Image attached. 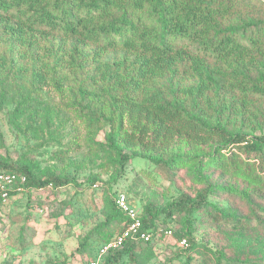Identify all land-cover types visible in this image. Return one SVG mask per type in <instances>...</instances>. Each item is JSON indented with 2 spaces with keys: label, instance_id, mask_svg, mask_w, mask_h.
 <instances>
[{
  "label": "trees",
  "instance_id": "16d2710c",
  "mask_svg": "<svg viewBox=\"0 0 264 264\" xmlns=\"http://www.w3.org/2000/svg\"><path fill=\"white\" fill-rule=\"evenodd\" d=\"M0 37L31 61L33 88L61 90L72 81L85 101L109 104L105 141L115 176L141 158L169 177L185 169L203 186L168 204L169 217L192 224L207 213L222 231L244 236L250 228L241 212L211 200L227 195L264 224V206L252 201L260 198L253 193L264 196V0H0ZM7 65L0 54V69ZM0 170L25 177L31 189L81 185L56 175L38 178L4 159ZM227 177L251 181L254 190L218 183ZM87 184L93 189L96 180ZM117 195L105 199L104 221L94 230L97 248L127 222ZM133 205L150 241L126 242L102 264H119L153 243L159 212ZM190 246L188 255L195 252ZM219 250L225 264L239 257Z\"/></svg>",
  "mask_w": 264,
  "mask_h": 264
},
{
  "label": "rangeland",
  "instance_id": "374dc122",
  "mask_svg": "<svg viewBox=\"0 0 264 264\" xmlns=\"http://www.w3.org/2000/svg\"><path fill=\"white\" fill-rule=\"evenodd\" d=\"M20 53L19 46L0 37V54L8 61L0 69V159L26 166L41 179L56 175L81 185L42 192L33 188L0 205V264H86L100 243L94 230L104 221L105 199L117 193H125L139 208L149 205L159 212L150 247L143 245L119 264H225L217 256L221 248L228 255L239 252L229 264H264V224L248 214L245 202L227 195L211 197L217 205L241 212L250 228L244 236L222 231L207 213L192 224L178 215L169 217L168 204L182 194L194 197L203 186L185 169L169 177L141 158L115 176L105 141L109 104L85 101L72 81L61 90L33 88L31 61ZM94 179L97 190L87 184ZM218 183L254 190L244 179L227 177ZM253 196L262 198L252 201L264 206L263 195ZM259 216L264 220V212ZM181 239L187 248L179 245ZM190 244L195 252L188 255Z\"/></svg>",
  "mask_w": 264,
  "mask_h": 264
},
{
  "label": "built area",
  "instance_id": "2783aa9c",
  "mask_svg": "<svg viewBox=\"0 0 264 264\" xmlns=\"http://www.w3.org/2000/svg\"><path fill=\"white\" fill-rule=\"evenodd\" d=\"M26 178L19 177L13 173H6L0 170V202L5 205L10 200L11 192L23 193L29 192L32 189L25 187ZM54 187L51 183L38 188L39 192L44 190H52ZM93 189H98L99 186L94 184ZM115 206L118 210L126 215L127 222L123 224V228L109 242L100 245L95 253V256L87 264H102L105 256L113 251L119 250L126 242H149L151 234L147 233L142 226L140 215L133 203L128 199L126 194L118 193L114 199ZM181 247L187 248L186 239L179 241Z\"/></svg>",
  "mask_w": 264,
  "mask_h": 264
}]
</instances>
